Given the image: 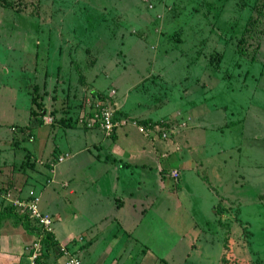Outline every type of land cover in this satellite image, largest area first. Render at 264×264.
<instances>
[{"label":"rangeland","instance_id":"374dc122","mask_svg":"<svg viewBox=\"0 0 264 264\" xmlns=\"http://www.w3.org/2000/svg\"><path fill=\"white\" fill-rule=\"evenodd\" d=\"M125 96L133 104L141 102L136 109L127 105L144 109L140 119L149 115L154 120L143 136L138 120L132 119L136 122L132 124L118 117L116 121H125L119 128L130 131L129 144L124 141L120 146L138 148L149 142L151 157L144 153L121 160L128 166L119 171V181L107 172L101 174L99 186L104 187L101 195L108 194L112 184L120 187L125 179L122 171L127 176L131 173L126 181L148 174L147 188L156 183L143 193L133 183V196L124 205L133 214L127 226H131L128 221L140 222V229L155 232L145 244L135 242L131 263H148L141 251L157 246L158 252L165 249L161 264H175L179 252L164 246H186V241L175 234L179 233L174 221L178 216L173 219V214H187L181 226L187 228L195 221L194 227H200L202 238L212 245L209 250L220 251L210 264H257L264 259V0H0V208L9 198L26 197L40 182L46 181L52 190L61 189L51 181L50 167L47 175H39L40 181L17 185V190L8 189L9 195H2L8 173L20 178L22 168L34 163L28 152L48 146L40 141L53 116L64 121L59 113L64 103L66 113L71 112L65 118L67 124V118L71 119L68 129L81 135L82 129H88L83 125L88 116L80 117L79 131L73 127L77 111L88 115L99 102L114 108L116 119L110 101L120 102ZM12 131L18 138L10 136ZM92 133L100 146L73 158L65 146L61 150L67 151V157L60 162L55 159L54 165L77 166L81 157L87 163L91 157L95 160L96 151L108 170L113 169L110 165L118 162L104 144L103 132ZM67 138L64 141L74 143L73 148L82 142L90 144L88 134ZM41 155V165L50 163ZM171 170L176 171L175 177ZM154 173L160 183L156 177L153 181ZM162 182L160 194L157 188ZM109 196H103L109 206L103 202L85 212L77 211L82 201L71 206L74 200L70 199L71 204L62 200L59 212L74 213L67 226L77 236L87 226L98 227V219L109 212L115 215ZM38 198L39 209L46 212L41 208H47L45 202ZM51 218L53 223L56 218ZM105 231L103 244L118 232L114 225ZM98 237L100 241L101 233ZM159 241L166 242L160 245ZM227 243L232 247L229 260L225 258ZM72 252L82 260L77 250ZM60 259L48 257L49 261Z\"/></svg>","mask_w":264,"mask_h":264},{"label":"crops","instance_id":"0c3cea01","mask_svg":"<svg viewBox=\"0 0 264 264\" xmlns=\"http://www.w3.org/2000/svg\"><path fill=\"white\" fill-rule=\"evenodd\" d=\"M129 95V93H127ZM129 96H125V98H121L120 102H114L111 100L110 102L114 105L115 107V117L120 119H127L130 121L132 124L136 122L133 120H139L142 116L140 114L144 111V109H138L135 110V105H141L139 102H128L127 98ZM133 104V105H132ZM127 105H132L134 110H132L129 106ZM64 108L59 112L61 117L65 118L67 115H70V111L66 113V110H68V105L64 103ZM82 106V105H81ZM139 107V106H138ZM81 110V109H80ZM77 111L75 121L73 119V127L78 129L80 131V128L77 124V120L80 115L83 113L82 111ZM147 111V109H145ZM135 111V112H134ZM43 112V109H42ZM49 114L53 113V110L50 109L48 112ZM54 117V116H53ZM53 122L49 125L48 129L46 128V131L44 133V138L41 143L48 146L46 148H36L34 147V153H32V150L29 151L28 153L30 154V159L33 160V164L30 163L28 167L25 169L24 173L21 174L22 176L20 178L13 177L11 174L8 173L7 181H5V185H11L15 186L23 183H28L29 181L34 184L37 181H40L39 175H41L42 172L44 174L46 173L47 175V169L53 170V174L51 181L54 182V184L60 185L59 187L61 188L60 190L55 188L54 190L51 189V187L48 189L45 182H38L40 185L39 187L34 186V190L37 191V195L40 196V199L42 197V200L45 202L47 208L41 207L44 209L47 213L55 217L56 219L53 220V227L52 228V234L54 236V239H56L57 244L61 245L63 243H67L69 247L74 246L72 251H78V253L81 256V261L82 264H132L129 259V257L134 256V247H135V242H140L141 245L145 244L148 239L152 238L155 236V232L152 231L150 228L146 232L144 229H140L138 226L140 225V222H138L137 225H134L131 221L130 225L127 226L125 223L127 222L126 220L129 219L130 217L133 216L132 212L129 210H126L124 208V205L126 204V200L129 199L131 196H133V191L131 190L132 184L138 185L137 191L140 190V192H145L149 191V189L153 188V186L156 184H152L149 188H147L146 185H149L150 182V176L147 174V177L143 178L137 175L139 178L138 180L131 179L126 181V179L130 178L131 173L127 176L126 171H122L121 177H124L125 179L122 181L121 186L115 188L112 184V187L109 189L108 194H103L101 195V190L104 188L103 186H99L101 181V174H105L107 172H110V174H113V178L116 180V182L119 181L118 173L120 170L124 169L126 166V163L122 162L121 160L128 161L131 160L135 157L141 156L142 154H147L149 157L150 156V148L148 147L149 142L145 143L143 142L140 146L137 147H130L131 145H125L123 147L120 146L121 143H125L126 141L127 144L128 138H129V132L123 130L121 128L116 127L115 131L111 134L110 137H107L104 135V139L106 142L104 143L106 147L108 148L109 152H114L115 154L112 157L115 158V162H118L117 164L110 165L113 167L110 171L107 168V162L103 164L102 160H100V155L99 153L96 154V151H94V159L91 157L89 162H85V158L81 157V159L78 158L77 160V166H74V164L71 165H64V166H58L54 165L55 164V158L51 159V156L55 154V156L60 155L61 153H66L67 151L62 152V148L67 147V149H71L72 151H69L71 156L69 158H73L74 156H80L81 154H84L86 152H91V148L97 147L101 145V142H94V139L92 138V131L97 130V129H82L83 132L81 135L88 134V142L90 144H83V142L77 146L76 148H73V144H70L69 142H65V140H68L69 137H81L79 133L76 131L69 130L68 128L71 127V119L68 122L70 124L68 127H65V123L62 121L63 118L59 121V117H54ZM145 118H149L151 120H154L152 116H144ZM70 118V117H69ZM133 119V120H132ZM56 120L58 123H56ZM68 121V120H67ZM67 124V122H66ZM139 124V123H137ZM47 126V125H46ZM149 130V129H148ZM74 134H77L74 135ZM143 134V133H142ZM15 138H18L17 133L14 131ZM143 136H146L143 134ZM53 139H57V142L54 143ZM59 140L61 142H64V145L59 144ZM84 140V139H83ZM83 144V145H82ZM20 145V144H18ZM14 148V147H13ZM155 149V148H154ZM28 151V150H27ZM49 156L48 155V152ZM119 151V152H118ZM41 155V158L43 159L45 157H48L44 160H49L50 163H42L40 164V160L38 155ZM67 154V153H66ZM51 159V160H50ZM81 162V163H80ZM114 163V162H113ZM69 164V163H68ZM119 166V167H118ZM25 168V167H24ZM28 169V171H27ZM155 169H157V166H155ZM38 173V176L36 177L35 175ZM1 175H3L2 172H0ZM142 176L144 175L143 173H140ZM153 181L155 182V179H157V182L160 183V179L157 175V173L153 174ZM49 177V175H48ZM136 176H134L135 178ZM156 177V178H155ZM91 178L94 179V182L91 181ZM155 178V179H154ZM47 181H50V177L46 179ZM142 183L139 185V183ZM153 182V183H154ZM112 183V182H111ZM137 183V184H136ZM146 184V185H145ZM145 185V186H143ZM141 187H143L145 190H141ZM164 184L162 182L161 185L158 186V192H163L164 190ZM11 189V188H10ZM51 189V190H50ZM17 190V188H14V191ZM160 190V191H159ZM13 191V190H12ZM34 191V192H35ZM88 194L91 196V198H88ZM112 194V200L110 205L112 208L115 209V215L111 214L110 212L107 214V216L102 217L100 220L98 219V227H102L103 231L99 229L98 227H93L92 226H87L86 229L77 236L74 235V232L71 231V227L67 226L70 225V220L74 216V213L72 214L69 212L68 214H65L63 216V212H59V209L63 206L62 202L65 200H68L70 203L71 200H74L76 205L78 202L82 201L81 207L77 210L79 212H85L89 211L90 209H96L102 206V203L104 202L107 206L109 204L106 203V199H104L103 196L110 197L109 195ZM155 194V192H154ZM154 194L150 195L153 196ZM163 195V194H162ZM106 197V198H107ZM156 197V196H154ZM60 199V201H59ZM71 199V200H70ZM104 199V200H103ZM155 199V198H153ZM41 200V201H42ZM63 200V201H62ZM40 201V200H39ZM62 201V202H61ZM124 201V202H123ZM40 206V203H39ZM54 207V208H53ZM187 215V214H185ZM185 215H180V214H173L170 215L172 218H176L175 225L179 229V233H175L176 235L180 236L181 241H186V246H176L175 244H168L165 245V248H175L179 252L177 255L175 264H210L212 262H216L217 256L215 254H218L220 251H214L209 250L212 245L208 244V242L202 238V229L200 227H194L196 225V222L191 220V225L186 228V226L182 227L181 224L183 222V219L186 218ZM60 216V217H58ZM78 216V215H76ZM7 219V220H6ZM134 219V218H133ZM6 220V221H5ZM11 221V222H10ZM133 221V220H132ZM60 222V223H59ZM68 223V224H67ZM56 224H61V228L57 226ZM206 224V223H204ZM114 228H117V233L112 234L111 238L105 242L104 244L102 243V233L106 232V227L111 226ZM126 225V228H125ZM96 226V225H94ZM58 233V235L61 237V241L58 239L59 236L54 235L55 233ZM87 232V235H86ZM101 233V238L99 241L98 235ZM72 234V238L69 239ZM83 234L84 237H83ZM120 234H123L125 236H121ZM70 236V237H69ZM66 237H69L66 239ZM80 237L81 239H79ZM158 240L161 238L160 235H157ZM33 239V234L27 233L21 226V224H15L12 220L9 218H5L0 220V264H24L25 259H24V252H23V245L27 243L26 241L30 242ZM120 242V243H119ZM160 245L161 243H165L166 241H159ZM117 243H119V246L121 247V250L118 251L117 248ZM97 244L100 245V250H97ZM155 245V244H154ZM227 248H225V258L229 260L227 255H230L231 251V245L229 243L226 244ZM157 247V246H156ZM150 249L148 250H142L141 253L143 254L142 257H144V260L146 257H148V263L145 264H161L165 263L166 255H162V253L165 251V249L160 252L157 251V248ZM162 247V246H160ZM217 249V248H216ZM184 250V252H183ZM121 252V253H120ZM122 252H126L122 254ZM137 255V254H136ZM146 256V257H145ZM124 257V259H123ZM142 260L139 261V263ZM229 262L227 261L225 264H228ZM256 264V262L250 263L248 261H245L241 264ZM170 264V263H168ZM173 264V263H172ZM257 264H264V259L261 261L257 262Z\"/></svg>","mask_w":264,"mask_h":264},{"label":"built area","instance_id":"2783aa9c","mask_svg":"<svg viewBox=\"0 0 264 264\" xmlns=\"http://www.w3.org/2000/svg\"><path fill=\"white\" fill-rule=\"evenodd\" d=\"M95 110L89 111L93 112L92 117L88 118V123H95L97 127L103 131V133L109 136L114 128H116L120 124H124L125 121L121 120L120 122L116 121L113 115L114 108L109 106H101L98 103L95 104ZM50 119H47V121ZM49 122V121H48ZM87 123V125H89ZM135 124V123H133ZM137 129L140 132H143L144 135L147 134L148 128L143 127L141 124H137ZM164 134L162 133V136ZM67 157L66 153L60 154L56 157V161L60 162L64 158ZM171 176H176V171L171 170ZM4 198L9 195L8 193L2 194ZM13 195V194H12ZM9 203L16 207L20 211V213H27L37 224L40 231H52V218L49 213L42 212L39 209V198L37 193L32 190H29L26 197H15L9 198ZM40 233L37 235H33V239L28 243L23 245V252H24V264H35L36 259L41 252L40 246ZM61 254L60 264H82L79 256L72 252V250L67 249L66 247L60 245L57 249V253Z\"/></svg>","mask_w":264,"mask_h":264},{"label":"trees","instance_id":"16d2710c","mask_svg":"<svg viewBox=\"0 0 264 264\" xmlns=\"http://www.w3.org/2000/svg\"><path fill=\"white\" fill-rule=\"evenodd\" d=\"M93 92V91H92ZM91 92V95L90 97H92V99L94 98L95 95H93V93ZM36 100L32 99V102H35ZM33 107L30 106V113L32 112L33 113ZM39 112H42V110H40ZM83 112L80 117L83 118L84 115L88 116V118L92 117L93 115V112H89L88 115ZM80 117L78 118L77 122H82L80 120ZM87 118V117H86ZM86 119L85 120V123L83 124L84 127L88 128V129H97V130H100L97 125L95 123H88L87 120L89 119ZM114 119V118H113ZM67 120L70 121V118H67ZM117 120V118L115 119ZM75 121V119H74ZM66 125V121L64 120L63 121ZM87 123L89 125H87ZM138 123L141 124L143 127L145 128H148L151 124H152V121L151 119H140L138 120ZM67 126H69L67 124ZM102 131V130H100ZM103 132V131H102ZM103 135H105L103 133ZM10 136H15L14 135V131H12V134ZM107 136V135H105ZM108 137V136H107ZM16 146V145H15ZM18 146V145H17ZM56 159V157H55ZM30 164V163H29ZM29 164H26V166H28ZM25 169L22 168V172L24 173ZM22 184H20L21 186ZM19 186V188H20ZM18 186L15 185V186H11V185H5L4 189V193H6L8 191V189H14V188H17ZM10 217H13L17 222H19L22 226V228L29 234H33V235H37L40 233V246H41V252L39 253L37 259H36V263L35 264H60L59 260L57 261H49L48 260V257L49 255L52 256L53 259H58L61 257V254L58 252L57 253V249L60 245L57 244V241L56 239H54V236L52 234V232H47V231H40V229L38 228L37 224L35 223V221L27 214V213H20V211L18 209H16L15 206L11 205L10 203H7L6 205H3L2 208H0V220L2 219H5V218H10Z\"/></svg>","mask_w":264,"mask_h":264}]
</instances>
